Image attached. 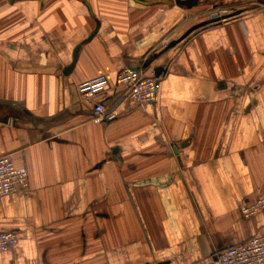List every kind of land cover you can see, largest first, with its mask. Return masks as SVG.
<instances>
[{
  "label": "crops",
  "instance_id": "obj_1",
  "mask_svg": "<svg viewBox=\"0 0 264 264\" xmlns=\"http://www.w3.org/2000/svg\"><path fill=\"white\" fill-rule=\"evenodd\" d=\"M223 12L221 17L214 16ZM150 74L145 106L115 87ZM106 75L95 121L77 85ZM0 264H211L264 233V0H0Z\"/></svg>",
  "mask_w": 264,
  "mask_h": 264
},
{
  "label": "built area",
  "instance_id": "obj_2",
  "mask_svg": "<svg viewBox=\"0 0 264 264\" xmlns=\"http://www.w3.org/2000/svg\"><path fill=\"white\" fill-rule=\"evenodd\" d=\"M214 16L221 17L223 12ZM110 83L106 75L100 74L77 85L81 99L92 104L94 120H112L117 116L113 106H107L100 100ZM115 87L121 88L123 95L141 106L155 101L158 92V81L154 72L144 74L140 70L121 67L116 75ZM28 189V176L24 167L14 165L9 155H0V197ZM264 210V193L254 201L240 206L244 217H250ZM13 232H0V252L11 249L17 242ZM211 264H264V233L255 234L246 241L229 246L215 254Z\"/></svg>",
  "mask_w": 264,
  "mask_h": 264
},
{
  "label": "water",
  "instance_id": "obj_3",
  "mask_svg": "<svg viewBox=\"0 0 264 264\" xmlns=\"http://www.w3.org/2000/svg\"><path fill=\"white\" fill-rule=\"evenodd\" d=\"M161 70V68L159 67L158 69H155L154 73H155V76H157L158 72Z\"/></svg>",
  "mask_w": 264,
  "mask_h": 264
}]
</instances>
